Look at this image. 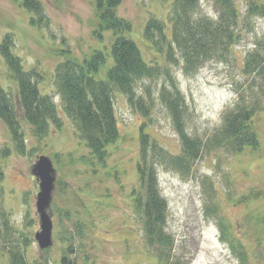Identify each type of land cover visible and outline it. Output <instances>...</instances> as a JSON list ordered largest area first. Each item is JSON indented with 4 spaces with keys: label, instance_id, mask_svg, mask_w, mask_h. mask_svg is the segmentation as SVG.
<instances>
[{
    "label": "rangeland",
    "instance_id": "374dc122",
    "mask_svg": "<svg viewBox=\"0 0 264 264\" xmlns=\"http://www.w3.org/2000/svg\"><path fill=\"white\" fill-rule=\"evenodd\" d=\"M37 1L42 12L33 16L21 6V0H0V47L8 37L10 52L22 69L42 76L38 89L53 98L63 126L56 129L50 125L41 140L31 135L17 105V85L0 53V88L16 105L24 138L21 153L0 120V148L10 153L1 160L0 255H4L9 241L22 243L26 239L24 253L30 264H60L68 247L76 264H156L133 207L134 192L140 185L136 174L138 130L142 126L149 144L163 155L181 152L179 136L160 99L161 90L169 87L170 76L185 100L186 132L207 140L241 91L250 98L259 92L251 87L243 68L248 54L258 45L262 52L264 16L247 15V1L233 0L241 14L238 40L223 58L205 61L186 72L180 59L172 63L167 58L165 44L159 51L143 36L151 18L170 26L173 0H121L116 15L132 26L125 37L136 44L146 64L159 67V73L153 79L140 80L135 87L136 95L147 106L146 117L132 110L124 95L114 92L119 138L108 146L101 162L64 115L53 80L59 64L81 62L94 51L108 52L113 33L102 32L101 40L94 37L100 23L96 0ZM256 1L264 4V0ZM216 9L215 0H198L195 14L213 18ZM39 16L42 22L30 24L31 18L38 20ZM110 65L108 59L95 78L105 80ZM253 125L259 142L254 150L236 155L225 149L203 150L185 174L155 163L157 187L167 204L166 230L174 238V254L181 264H264V109L254 117ZM39 156L48 157L56 172L48 209L53 223L52 245L44 251L34 240L39 230L35 209L38 183L31 168ZM214 207L217 211L212 212ZM219 218L229 227L228 242L222 240ZM239 255H244L243 262ZM0 264H8L6 255L0 257Z\"/></svg>",
    "mask_w": 264,
    "mask_h": 264
},
{
    "label": "trees",
    "instance_id": "16d2710c",
    "mask_svg": "<svg viewBox=\"0 0 264 264\" xmlns=\"http://www.w3.org/2000/svg\"><path fill=\"white\" fill-rule=\"evenodd\" d=\"M246 1L247 15L264 16V4H259L256 0ZM21 3L33 16L42 12L37 0H21ZM120 3L121 0L95 1L96 17L100 23L93 35L101 40L102 32L111 31L114 39L109 51H94L81 62L66 61L59 64L53 80L64 115L72 122L85 147L101 162L107 156L108 146L119 138L112 101L114 92L124 95L129 107L146 117L147 106L142 97L136 95L135 87L140 80L153 79L159 73V67L146 64L136 44L125 37L132 26L116 15V8ZM197 5L198 0H173L168 18L170 26L151 18L143 30L144 39L154 49L160 51L165 44L167 58L172 63H177L180 59L186 72L196 70L205 61L223 58L230 46L238 40L241 14L233 0H215L217 9L213 18L197 17ZM42 19V16L38 20L33 17L30 24L40 23ZM9 44L7 37L1 44L0 53L17 85V105L22 118L30 126L31 135L41 140L47 135L50 125L60 129L63 121L57 113L53 98L42 94L38 89L42 76L34 70L24 71L19 60L10 52ZM259 49L260 45L248 54L243 68V73L251 80V87L254 86L259 92L250 98L246 92L241 91L233 106L224 113L220 127L207 140L201 141L186 132L185 100L170 76L169 87L161 90L160 99L179 136L181 152L163 155V152L149 144L148 134L143 131L142 126L138 130L140 154L136 174L140 185L139 190L134 192L136 198L133 200V207L139 215L145 243L152 249L156 264H181V261L174 254V238L166 230L167 204L157 187L155 163L161 162L168 168L185 174L190 171L203 150L225 149L236 155L246 149H256L259 142L253 119L264 109V47L262 52ZM108 59L111 60V65L106 71V79H96L95 76ZM0 120L7 127L17 150L22 153L24 138L16 105L1 88ZM9 154V151L0 148V197L4 178L1 160ZM211 210L217 211V207ZM4 226L5 232H8L6 220ZM219 229L222 240L230 241L229 227L223 218H219ZM22 240V243L18 240L8 242L4 251L8 264H30L24 253L26 239ZM231 248L233 251L237 250L233 242ZM72 253L73 250L68 247L59 263L76 264L71 258ZM239 258L243 262L244 255H239Z\"/></svg>",
    "mask_w": 264,
    "mask_h": 264
},
{
    "label": "water",
    "instance_id": "95a60500",
    "mask_svg": "<svg viewBox=\"0 0 264 264\" xmlns=\"http://www.w3.org/2000/svg\"><path fill=\"white\" fill-rule=\"evenodd\" d=\"M31 174L38 183V193L35 198V209L39 221V230L34 235L38 248L42 251L52 245L53 223L48 214L55 184V169L51 160L39 156L31 168Z\"/></svg>",
    "mask_w": 264,
    "mask_h": 264
}]
</instances>
